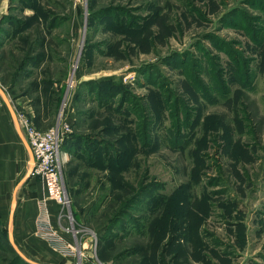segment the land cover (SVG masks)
Returning <instances> with one entry per match:
<instances>
[{
	"label": "rangeland",
	"instance_id": "374dc122",
	"mask_svg": "<svg viewBox=\"0 0 264 264\" xmlns=\"http://www.w3.org/2000/svg\"><path fill=\"white\" fill-rule=\"evenodd\" d=\"M0 88L70 124L76 264H264V0H0Z\"/></svg>",
	"mask_w": 264,
	"mask_h": 264
},
{
	"label": "crops",
	"instance_id": "0c3cea01",
	"mask_svg": "<svg viewBox=\"0 0 264 264\" xmlns=\"http://www.w3.org/2000/svg\"><path fill=\"white\" fill-rule=\"evenodd\" d=\"M0 97L5 102L1 93ZM19 128L27 145L20 139L7 105H0V217H5L9 205L8 235L10 232L15 246L28 260L36 264H76V238L66 231L67 214L52 196L50 185L30 175L33 157ZM74 222L79 231L78 250L90 258L89 235L94 231L85 227L82 219Z\"/></svg>",
	"mask_w": 264,
	"mask_h": 264
},
{
	"label": "built area",
	"instance_id": "2783aa9c",
	"mask_svg": "<svg viewBox=\"0 0 264 264\" xmlns=\"http://www.w3.org/2000/svg\"><path fill=\"white\" fill-rule=\"evenodd\" d=\"M18 123L22 130L25 133L27 143L30 147L31 153L34 159V169L31 173L32 176H40L52 189V196L55 198L57 203L66 209L68 208L70 202L67 199L64 191L62 197V193L58 192L59 186L57 182L61 177V170H60V161H61V145L65 139V136L70 131V124L65 121L64 113L59 114L57 116L55 125L51 127L46 132L39 133L32 123L29 116L24 113H17L16 114ZM56 186V187H54ZM58 193V196H57ZM67 219L69 221V227L66 228V231L73 232L76 238V245L78 244L77 235L79 231L75 229V222L74 219L67 215ZM89 239H91V247L94 245V253L95 247L97 244V237L95 233H90ZM74 250L77 251V255L79 256L81 251L75 248ZM83 254H81L82 256ZM98 264H110V263H103L98 262Z\"/></svg>",
	"mask_w": 264,
	"mask_h": 264
},
{
	"label": "water",
	"instance_id": "95a60500",
	"mask_svg": "<svg viewBox=\"0 0 264 264\" xmlns=\"http://www.w3.org/2000/svg\"><path fill=\"white\" fill-rule=\"evenodd\" d=\"M0 93L3 95L4 97V100H5V103L8 107V110L11 114V117H12V120L17 128V131H18V135L20 137V139L23 141L24 144H26L23 140V137H22V134H21V131H20V128H19V124H18V120H17V117H16V113L10 103V101L8 100V98L6 97L4 91L0 88ZM27 145V144H26ZM12 208H14L16 202H15V199L12 200ZM9 242H10V245L12 246L13 250L15 251V253L19 256L20 259H22L24 262L28 263V264H36L30 260H28L19 250L18 248L15 246V244H13L14 242L12 241V235L11 233L9 232Z\"/></svg>",
	"mask_w": 264,
	"mask_h": 264
},
{
	"label": "trees",
	"instance_id": "16d2710c",
	"mask_svg": "<svg viewBox=\"0 0 264 264\" xmlns=\"http://www.w3.org/2000/svg\"><path fill=\"white\" fill-rule=\"evenodd\" d=\"M65 141V140H64ZM67 142V140L65 141V142H63L62 143V145H61V148H63V149H65V143ZM76 144H79L78 143V141H77V139H76ZM96 237H97V240H98V242H101V240H103V238H102V236H100V235H98V234H96ZM7 242L9 243V240H8V237H7ZM9 249H10V251L12 252V254H14V259H15V263H24V264H28V263H26V262H24L22 259H20L19 258V256L15 253V251L13 250V248H12V246L10 245V243H9Z\"/></svg>",
	"mask_w": 264,
	"mask_h": 264
},
{
	"label": "bare ground",
	"instance_id": "6f19581e",
	"mask_svg": "<svg viewBox=\"0 0 264 264\" xmlns=\"http://www.w3.org/2000/svg\"><path fill=\"white\" fill-rule=\"evenodd\" d=\"M63 153H64V152H63ZM32 157H33V155H32ZM32 163H33V166H32L31 171H30V169H29V171H30V175H31V173L33 172V169H34V159L30 162V167H31ZM9 243H10V242H9ZM13 244H14V243H13Z\"/></svg>",
	"mask_w": 264,
	"mask_h": 264
}]
</instances>
